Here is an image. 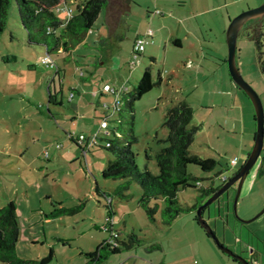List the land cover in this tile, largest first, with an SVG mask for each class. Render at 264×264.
Instances as JSON below:
<instances>
[{
	"label": "rangeland",
	"instance_id": "1",
	"mask_svg": "<svg viewBox=\"0 0 264 264\" xmlns=\"http://www.w3.org/2000/svg\"><path fill=\"white\" fill-rule=\"evenodd\" d=\"M77 1L68 3L73 10ZM263 1L130 0L126 34L110 56L105 7L84 41L69 52H50L54 63L63 68L58 75L55 67L42 62L46 46L29 41L16 1L11 0L6 28L0 37V206L11 200L16 203V249L21 257L40 259L53 248L54 257L46 264H84L85 252L110 240L111 232L105 226L111 221L121 232L120 238L135 232L140 241L111 254L101 264H240L207 235L196 210L182 212L171 224L163 223L159 212L155 221L148 219L138 203L141 187L136 182L125 190L129 194L125 198L115 192L123 179L103 177L102 171L112 153L97 145L85 153L68 135L95 133L91 129H100V117L108 116L110 127L116 126L117 112L112 113L116 95L102 90L103 85L132 88L144 70L150 68L153 79L160 73L162 82L134 101L137 141L132 149L137 164L141 169L148 166L153 173L158 172L154 154L165 145L159 139L168 135L163 125L166 111L184 99L194 109L190 125L197 126L191 152L221 162L212 171H203L196 164H189L188 170L201 177L204 185L223 184L215 173L221 170L231 178L239 171L253 148L256 134L254 105L229 72L226 29L232 17ZM157 9L161 13H156ZM261 22L260 50L252 32L242 27L236 60L264 107V17ZM187 27L195 28L202 37L201 51L206 59L199 54L200 45L193 37L184 48L169 45V50L165 49L168 33L175 31L183 37ZM148 28L154 31L153 36L132 66L133 40L137 33L143 37ZM186 61L191 62L190 66H184ZM49 75L55 76L50 90L57 92V103L48 99ZM107 105L111 108L106 111ZM99 136L102 144L112 137L105 130H100ZM233 158H237V164L232 163ZM263 159L264 148L243 181L235 209L237 182L220 197L222 211L226 210L221 213L227 223L216 216L217 201L204 212L219 239L248 259L252 247L248 245L249 231L257 229L264 236V212L258 215L264 208V174L258 172ZM96 184L109 195H98ZM197 194V188L186 187L178 195L183 205H192ZM54 199L67 207L80 202L84 205L73 214L53 216L50 213ZM226 199L229 201L224 205ZM242 219L251 221L242 225Z\"/></svg>",
	"mask_w": 264,
	"mask_h": 264
},
{
	"label": "trees",
	"instance_id": "2",
	"mask_svg": "<svg viewBox=\"0 0 264 264\" xmlns=\"http://www.w3.org/2000/svg\"><path fill=\"white\" fill-rule=\"evenodd\" d=\"M15 1L20 20L27 31L29 41L45 44L49 55L52 50L69 51L77 43L83 41L94 27L102 9L107 7L109 3V0H78L75 9L70 15L69 8L71 6L68 4L70 0ZM10 3L11 0H0V37L6 28ZM63 7H66V9L61 10ZM262 30L263 27L260 26L256 30L257 34L253 33L251 36L255 39L259 50L261 47L260 36L263 34ZM62 70L63 68L57 70V74ZM161 82L162 76L160 73L158 78L154 80L150 68H146L135 86L122 91L120 94V105L115 117L117 125L109 132L112 137L106 138V142H109V145L102 143L96 145L107 148L113 155L102 171L103 177L123 179L116 187L115 192L126 198L129 194L125 190L131 183L136 182L141 187L138 203L143 208L148 219L155 221L159 212L163 223L171 224L182 212L196 210L202 202L222 186V184L216 186L214 182L210 185H204L203 183L198 185L197 182H202V179L189 172L188 165L196 164L203 171H212L221 162L215 157H202L197 153L191 152L190 146L194 141V135L197 130V126L190 125L194 109L186 100L181 99L168 107L165 114L163 125L167 127L168 135L164 139H159L165 145L161 146L154 154L158 172L153 173L148 166L143 169L139 167L132 149L133 144L137 141V136L134 133V101L140 99L155 84H160ZM49 92V102H54L52 100L54 94L51 90ZM104 118H108V116L102 119ZM146 156L149 157L150 155L146 153ZM263 161L258 169L260 175L264 174ZM221 175H223L221 170L215 173L216 177L220 176L221 178ZM186 187H195L198 190L197 201L192 205H183L179 200V192ZM95 190L98 195H109V192L101 191L98 184L95 185ZM216 201L218 202L216 204V211H218L216 216L222 217L224 223H227L225 214L221 213H226V210L222 211V204L219 199H216ZM228 201L226 199L224 205L228 204ZM211 204L205 210L210 208ZM83 205L84 203L80 202L74 207H67L61 200L54 199V208L50 214L53 216L73 214L80 210ZM109 207H111V203ZM207 220L209 222L210 217ZM240 221L242 225H247L250 222L243 219ZM249 232L252 233L251 230ZM18 236L19 225L16 203L11 200L6 205L0 206V261L7 264H32L37 262L46 264L53 259V248H50L48 253L40 259L21 257L16 249ZM139 241L140 238L135 232L129 233L125 238H120L119 234L113 240L100 242L94 250L85 252L86 261L84 264H101L111 254L118 253L122 249H129L138 244ZM249 245H252L251 242ZM254 252L251 253V258L249 259L243 253L239 254L246 258L250 264H255L253 262ZM227 255L242 264L234 256Z\"/></svg>",
	"mask_w": 264,
	"mask_h": 264
},
{
	"label": "water",
	"instance_id": "3",
	"mask_svg": "<svg viewBox=\"0 0 264 264\" xmlns=\"http://www.w3.org/2000/svg\"><path fill=\"white\" fill-rule=\"evenodd\" d=\"M129 2L127 0H109L107 5V10L105 13L106 20L110 27V53L111 55L114 48L118 47V40L122 39L126 34L127 29V17L129 13ZM264 17V1L258 6L248 8L241 11L232 17L226 29V41L228 45V55L227 62L230 75L233 81L249 96L254 108H255V119H256V134L254 145L251 152L248 154L245 162L239 171H237L231 178L222 184L215 192H213L204 202H202L196 209V216L199 223L204 227L208 235H210L215 242L218 244L221 250L229 255L234 256L236 259L241 261L243 264H250V262L242 257L240 254L236 253L230 246L222 242L217 236L215 230L204 217V210L212 202L228 190L235 182L238 183L237 192L234 198V209L236 208V202L240 189L242 187L243 181L246 178L251 167L256 163L259 158L263 148H264V107L259 93L254 89V87L246 81L240 72V69L236 60L237 51V39L240 30L243 25L252 18ZM108 56V57H109ZM264 212V208L259 212L258 215ZM257 215V216H258ZM251 221V220H247Z\"/></svg>",
	"mask_w": 264,
	"mask_h": 264
},
{
	"label": "built area",
	"instance_id": "4",
	"mask_svg": "<svg viewBox=\"0 0 264 264\" xmlns=\"http://www.w3.org/2000/svg\"><path fill=\"white\" fill-rule=\"evenodd\" d=\"M66 7H63L61 8V10H65ZM72 11H73V8H69V14L71 15L72 14ZM153 33V30L151 28H148L145 33H144V36L141 37V36H138L135 40H134V43H133V46H132V55H131V65L134 66L137 62V60L141 57L144 49H145V45L146 43L150 40V36L152 35ZM42 62L46 63V64H49L51 66L54 65V61L51 59V56L49 54H46L42 59ZM82 73V71H81ZM103 89L105 91H110L111 93H113L114 95H116V99L113 103V110L112 112H116L117 109L119 108V105H120V94L122 91L124 90H127L128 88L127 87H120V88H112L109 84H106ZM108 109L111 108V106L107 105ZM108 118H104V119H101L100 121V129L95 132V133H92V134H86L85 132H80V133H75V132H72V133H69V137L71 139H74L75 142L80 145L85 153L86 151L92 146V145H96V144H99L101 143L100 142V136H99V131L100 130H105V132L107 134H110V130L109 129V126H108ZM106 145H109V142H105ZM57 146H61V144H57ZM45 154L49 156V152L48 150L46 149L45 151ZM237 161V158H233L232 159V163L235 164ZM221 178L223 181H225L227 179V176L226 175H221ZM198 185H202V183L200 181L197 182ZM105 229H108L110 230L111 232V235H110V239H114L115 236H118V231L115 230L114 228V225L113 223H111V221H109V223L107 224V226H105Z\"/></svg>",
	"mask_w": 264,
	"mask_h": 264
},
{
	"label": "crops",
	"instance_id": "5",
	"mask_svg": "<svg viewBox=\"0 0 264 264\" xmlns=\"http://www.w3.org/2000/svg\"><path fill=\"white\" fill-rule=\"evenodd\" d=\"M156 13H161V11L160 10H156ZM229 16V15H228ZM92 31V30H91ZM90 31V32H91ZM146 31V30H145ZM153 33H154V31H153ZM153 33H152V35L150 36V39H151V37L153 36ZM139 36V33H137V35H136V37H135V39L137 38ZM191 37H193V41H196L199 45H200V51H199V54H201L202 55V57L203 58H205L206 59V57H205V55H204V52H203V50L201 51V46H203L204 47V45H202L203 44V41H202V37L201 36H199V33L198 32H196L195 31V28H193V27H187L186 28V30H185V34L183 35V37L182 36H180L177 32H175V31H171V32H169L168 33V35L166 36V38L164 39V42H165V49L168 51L169 50V45H172L173 47H180V48H184L185 46H186V41H189L190 40V38ZM134 39V40H135ZM134 40H133V43H134ZM84 41V40H83ZM133 46V45H132ZM67 52H69V51H67ZM142 56V55H141ZM15 58V57H14ZM97 62H100V60L99 59H97ZM190 64H191V62L190 61H186L185 63H184V66L186 67V66H190ZM52 67H55V74H57V70H60V69H62V66L61 65H58L57 63H54V65L52 66ZM81 71H82V73H81V75L83 76L84 75V71L81 69ZM61 71H59V73H60ZM59 73H58V75H59ZM50 76V75H49ZM55 76L54 75H51L50 77H49V90H50V86L51 85H53V83H54V81H55V78H54ZM106 84H109V83H105L103 86H105ZM110 85V84H109ZM61 88V87H60ZM54 89H56V87L54 88ZM128 89H130L129 87H128ZM179 88H176V90H178ZM102 90H104V89H102ZM105 91V90H104ZM75 92H77V93H79V91L78 90H76ZM75 92L74 91H72L71 92V97H74V95H75ZM102 92V91H101ZM50 93V92H49ZM98 93V91L97 90H95L94 91V94H97ZM49 99V98H48ZM52 100L55 102V103H57V92L55 91L54 92V96H53V98H52ZM105 106V105H104ZM106 109V111H107V109H108V107L107 108H105ZM112 113H114V112H112ZM96 115H97V113H96ZM97 118H99V117H97ZM101 119L103 118V117H100ZM108 120H109V117H108ZM100 125V124H99ZM97 126V127H100V126ZM94 126V125H93ZM108 126H109V129H112L114 126H112V127H110V125H109V122H108ZM98 131V130H96V127L95 128H92L91 129V131ZM82 131V130H81ZM84 132V131H83ZM86 134H87V132H85ZM35 138V137H34ZM166 138V137H165ZM36 139V138H35ZM238 163V160L236 161V163L235 164H237ZM63 202V201H62ZM114 228H115V226H114ZM264 230V228H261V230ZM115 230H117V229H115ZM118 232H119V234L121 233L119 230H117ZM258 231H257V229H254V230H252V233H250L249 232V234H248V236H247V239L249 240V243L251 242V249H250V251H251V253L253 252V251H255L254 252V260H253V262L255 263V264H264V236H261L260 235V233H257ZM254 234V235H253ZM255 236L256 237H258L259 239H257V238H255ZM225 240H226V238H225ZM261 240L263 241V244L261 243ZM249 243H248V245H249ZM254 248H256V249H254ZM241 249H244L243 247H241ZM243 264V263H242Z\"/></svg>",
	"mask_w": 264,
	"mask_h": 264
},
{
	"label": "flooded vegetation",
	"instance_id": "6",
	"mask_svg": "<svg viewBox=\"0 0 264 264\" xmlns=\"http://www.w3.org/2000/svg\"><path fill=\"white\" fill-rule=\"evenodd\" d=\"M263 21V17H255L252 19H249L244 25L243 27H246L249 31L252 32V34L261 26L260 24H262ZM228 190L224 191V193H222L217 199H220V197H222L225 192H227Z\"/></svg>",
	"mask_w": 264,
	"mask_h": 264
},
{
	"label": "clouds",
	"instance_id": "7",
	"mask_svg": "<svg viewBox=\"0 0 264 264\" xmlns=\"http://www.w3.org/2000/svg\"><path fill=\"white\" fill-rule=\"evenodd\" d=\"M228 178V177H227Z\"/></svg>",
	"mask_w": 264,
	"mask_h": 264
}]
</instances>
